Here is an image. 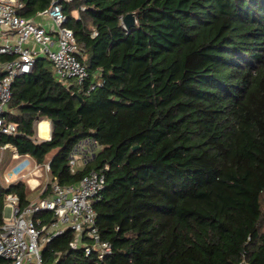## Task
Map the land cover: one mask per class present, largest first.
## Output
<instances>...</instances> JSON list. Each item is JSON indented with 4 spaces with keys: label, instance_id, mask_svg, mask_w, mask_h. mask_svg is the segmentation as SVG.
I'll use <instances>...</instances> for the list:
<instances>
[{
    "label": "trees",
    "instance_id": "1",
    "mask_svg": "<svg viewBox=\"0 0 264 264\" xmlns=\"http://www.w3.org/2000/svg\"><path fill=\"white\" fill-rule=\"evenodd\" d=\"M20 1L25 17L51 3ZM63 8L90 78L63 82L39 56L13 84L7 120L18 130L0 133V147L51 160L62 184L103 171L94 207L112 253L71 249L75 233L66 230L45 244V263L264 264V0H74ZM130 12L137 23L126 28ZM44 119L46 140L37 136ZM88 137L96 154L72 172L70 154ZM12 192L22 206L31 201L23 180L1 188L0 226Z\"/></svg>",
    "mask_w": 264,
    "mask_h": 264
},
{
    "label": "built area",
    "instance_id": "2",
    "mask_svg": "<svg viewBox=\"0 0 264 264\" xmlns=\"http://www.w3.org/2000/svg\"><path fill=\"white\" fill-rule=\"evenodd\" d=\"M71 1L74 0H51L49 7L41 12L55 22L56 29L52 31L33 17L18 14L23 7L19 0H0V53L13 55L9 60L0 61V133H17L18 124L7 120L13 84L20 76L32 72L39 56H46L52 61L58 79L63 82L75 80L84 86L90 78L87 65L77 57L79 47L74 31L66 26L69 16L63 6ZM102 84L101 80L92 82L89 90ZM98 147L94 138L82 139L70 154L71 171L83 168L95 156ZM8 148L13 149L12 158L16 163L6 180L12 183L17 175L25 173L14 183L29 177L27 181L33 189L41 184L38 177L41 174L45 181L43 192L50 184L51 193L31 200L26 206L21 205L17 193L6 195L4 222L0 226V258L11 264H46L42 254L45 244L66 230L75 233L71 249L83 248L86 255L97 252L100 259L111 254L112 245L102 240L98 231L94 207V202L101 200L106 188V174L101 170H92L76 183L62 184L56 177L52 178L51 160L38 163L30 154H20L16 146L10 144L2 146L1 150ZM30 178L37 180L34 187ZM3 187L0 181V189ZM90 199L93 201L90 202ZM43 211H51L54 219L44 222L37 216Z\"/></svg>",
    "mask_w": 264,
    "mask_h": 264
},
{
    "label": "rangeland",
    "instance_id": "3",
    "mask_svg": "<svg viewBox=\"0 0 264 264\" xmlns=\"http://www.w3.org/2000/svg\"><path fill=\"white\" fill-rule=\"evenodd\" d=\"M8 156H10V158H8ZM15 163H16V160L14 158H12L11 152H9V150L0 151V181L3 182L5 187H8L12 183L16 182L18 179H22L23 175L25 174V173H22L20 175H17L16 178H14L12 180L13 181L12 183L10 181L6 180L8 177H10L11 168ZM38 177L41 181V184L38 185L37 187L33 188V191H32L30 183H28V181H27V180H29V177L23 179L28 184V191L30 192V198L31 199H37V198L41 197L42 192H43V188L45 187V183H44L45 181L42 178L41 174H38ZM30 180H33V179L30 178ZM34 185H36V184H34ZM89 201L92 202L93 199H90Z\"/></svg>",
    "mask_w": 264,
    "mask_h": 264
},
{
    "label": "crops",
    "instance_id": "4",
    "mask_svg": "<svg viewBox=\"0 0 264 264\" xmlns=\"http://www.w3.org/2000/svg\"><path fill=\"white\" fill-rule=\"evenodd\" d=\"M20 1V0H19ZM21 2V1H20ZM23 4V3H22ZM74 15L75 16H78V13L77 12H74ZM33 19L35 20V21H37L38 23H41V24H43L47 29H49V30H52V31H54L55 29H56V25H55V22L53 21V19L52 18H50V17H48L47 15H45V14H43V13H38L37 15H35L34 17H33ZM29 45H33L32 44V42H30L29 43ZM43 121H45V122H47L48 123V126H49V136H44L43 134H42V132H43V130H42V122ZM37 136H38V138L39 139H44V140H46V139H50L51 138V131H52V124H51V121L50 120H46V119H44V120H41V121H39L38 123H37ZM10 145H12V146H15V145H13V144H10ZM1 148H2V146L0 147V151H3V150H1ZM17 148V147H16ZM6 150H9V152H11V156H12V154H13V149H6ZM8 158H10V156H8ZM14 162V161H13ZM31 183L33 184V187H34V184H36L37 183V180L36 179H33V180H31ZM32 191H33V189H32ZM32 193V192H31ZM30 196V195H29ZM42 197V196H41ZM31 199V198H30ZM31 200H34V199H31Z\"/></svg>",
    "mask_w": 264,
    "mask_h": 264
},
{
    "label": "water",
    "instance_id": "5",
    "mask_svg": "<svg viewBox=\"0 0 264 264\" xmlns=\"http://www.w3.org/2000/svg\"><path fill=\"white\" fill-rule=\"evenodd\" d=\"M123 23L126 28H131L135 26L137 23L135 12H130L126 14L125 17L123 18ZM138 147L139 146H134L133 150H136Z\"/></svg>",
    "mask_w": 264,
    "mask_h": 264
},
{
    "label": "bare ground",
    "instance_id": "6",
    "mask_svg": "<svg viewBox=\"0 0 264 264\" xmlns=\"http://www.w3.org/2000/svg\"><path fill=\"white\" fill-rule=\"evenodd\" d=\"M41 124H42V130H43L42 134L44 136H49V126H48V123L45 122V121H43Z\"/></svg>",
    "mask_w": 264,
    "mask_h": 264
}]
</instances>
